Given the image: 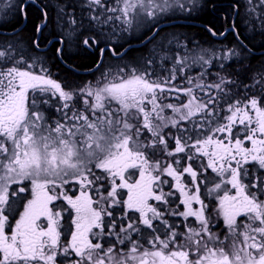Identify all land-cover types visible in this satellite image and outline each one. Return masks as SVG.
<instances>
[{"label":"snow or ice","instance_id":"obj_1","mask_svg":"<svg viewBox=\"0 0 264 264\" xmlns=\"http://www.w3.org/2000/svg\"><path fill=\"white\" fill-rule=\"evenodd\" d=\"M30 3L0 7L27 19ZM203 6L48 0L31 44L0 41V264H264V65L251 84L224 71L234 61L246 72L251 54L232 16L220 35L238 44L211 55L160 35ZM230 7L264 36V0ZM50 27L45 48L62 62L69 47L98 49L97 71L121 34L150 32L152 46L72 86L34 54Z\"/></svg>","mask_w":264,"mask_h":264},{"label":"trees","instance_id":"obj_2","mask_svg":"<svg viewBox=\"0 0 264 264\" xmlns=\"http://www.w3.org/2000/svg\"><path fill=\"white\" fill-rule=\"evenodd\" d=\"M233 3V0H206L201 3V5H204L202 8H200V14H198V17H195L194 20L197 22L195 23L193 19L192 24H178L176 25V28H173L172 33L176 34L177 36H180L181 40H184V42H189L187 45L190 46L193 42H198V44L201 46L203 41L205 42L207 38H209L207 30L205 27H210L217 33L219 28L222 29V26L226 24V26H229V16L233 15V9L230 7ZM39 12L40 10L37 9L34 6H29L27 8L28 18L25 21V24L23 28L21 29V32L23 34V41L26 44H31V41L35 38L34 37V27L35 24L39 21ZM197 15V14H196ZM20 16H18L16 22H20ZM238 31H240V27H244V25L241 23L242 21L239 18L234 17ZM245 28V27H244ZM243 29V28H242ZM244 36L246 38H243V42L247 45L248 48L251 49L250 58L246 60L244 63L246 66H248V70L245 72L242 66L234 61H231L226 65L225 72L233 75L234 77H237L239 80H243L244 83L251 84V76L254 72H257L261 69V66L264 65V36H261L259 34H255L252 37L251 31L249 29L245 30L243 29ZM241 33V34H242ZM20 34V33H19ZM21 35V34H20ZM226 36H230L232 40L233 33L230 31L226 34ZM18 37V35H17ZM145 37H142L140 40L137 39L136 41H130L131 43L135 42H142L145 40ZM103 38V37H102ZM131 39V38H130ZM197 46V45H196ZM57 45L53 43L50 46V55L52 58L54 57L55 63L58 65V67L64 72L71 75L70 81H74L75 77H78V72L82 71L85 68L91 67L95 60L97 59L96 51L93 53H90L86 51L85 49L81 47L72 46V49L74 51L75 48L79 49L77 53L71 54L70 57H66L64 55L63 62L61 60H58L55 57V48ZM139 51V54L141 56L146 53L145 52V44L141 45L138 48H130L127 51V55L130 56H140L136 54ZM135 52V53H134ZM133 53V54H132ZM46 62H50V58H46ZM63 63V64H62ZM217 71H220V69H217ZM215 72V73H216ZM214 78L212 76H209L208 79ZM236 98H242L241 96H237Z\"/></svg>","mask_w":264,"mask_h":264},{"label":"flooded vegetation","instance_id":"obj_3","mask_svg":"<svg viewBox=\"0 0 264 264\" xmlns=\"http://www.w3.org/2000/svg\"><path fill=\"white\" fill-rule=\"evenodd\" d=\"M0 1H2V4H4L5 2H9L12 4L19 2V0H0ZM25 2H27V0H25ZM45 3H48V0H35V3H30L29 6H34L40 10V7H42L43 4H45ZM5 11H7L6 15H5ZM198 14H200V13H198ZM198 14L196 16H193V20L195 19V17H198ZM18 16H20V18H21L20 22H16ZM232 17L234 19V15H232ZM25 21H26V19H24L23 16L19 15L14 8L11 10H5L2 8L1 14H0V41L14 40L17 38H19L23 41L24 39L22 38L23 34L21 32V29L23 28ZM194 22L196 23L197 21L194 20ZM231 22L232 21L229 20V24H228L229 26H226V24H224L222 26V29L219 28V30H218L219 34L222 33V31H224L225 29L229 28ZM175 23H177V21H175ZM188 23L192 24V22H188ZM165 27H166V25H162V30ZM239 27H240L241 33L243 32V29L245 30V32L247 29L250 30V28L245 27V25H244L245 28L242 27L243 29L241 28V26H239ZM209 28L210 27H205V29L207 30L206 32L209 35V38H207L205 42L203 41L202 45H208L210 47L212 44H214V42H216L217 47H219V48L222 47V48L226 49L227 47H231L233 42H236L238 44L236 37L234 35H233L234 40H232V38H230V36L227 37L226 35H223L220 37H213L212 35H210V32L208 31ZM105 31L110 32L111 27L105 26ZM116 31L119 33L118 27H116ZM14 32H15V35H13ZM17 35H18V37H17ZM57 35H58V33L55 31L54 27H50L49 29H46L44 34H43V38H42L41 50L39 53H34V54L40 55L44 59H46L47 57L50 58V62H47V66L51 69V72L54 74V78L60 80L62 83H67V84L72 85V86L79 85V84H82V83L88 82V81H95L96 79H99L101 76V72H103V67L100 69V71L96 70L95 64H96V61L99 59V51L97 49V50H86L90 53H93L94 51H96L97 59L95 60V62L93 63V65L91 67L85 68L82 71L78 72L77 73L78 77H75L74 81H70L71 75L68 73H64L58 67V65L55 63L54 57L52 58V56L50 55V46L51 45H49L45 48L47 41L50 39H54ZM148 35H151V33L146 32L144 34V36H148ZM34 37H35V33H34ZM124 37L129 38L128 35L121 34V35H119V38H114L113 41L110 42L111 47L116 49V52H117L116 56H114L111 51L105 52V55H104V59H106V61L110 60L111 63H113L112 64L113 71H116V69L118 67V61L128 63L131 66L134 65L133 62L136 61L138 58H136L135 56L127 55V53H126L125 55H123V58L120 59L119 54L124 52L125 49H127V51H128L130 48H138L141 45H143L142 42H139V43L135 42V44H134V43H131L128 39H127L128 41L121 40ZM243 38H246V37L242 33L241 34V40L242 41H243ZM157 39H159V37ZM100 45H101L100 46L101 48L105 47V43H102ZM197 45H199L198 42H197ZM151 46L152 45H150V44H145V50L147 51L148 48H150ZM75 50L76 51H74L72 49V47H69L65 50L64 55L66 57H70L71 54L77 53L79 51V49H76V48H75ZM55 57H56V54H55ZM58 60H60V59H58ZM214 64H215V60H214ZM103 66H104V60H103ZM210 70L214 71L215 67L211 68ZM181 100H183V98H181ZM166 102H178V101L169 100ZM52 114L55 115V113H52ZM195 166L196 165L194 164V167ZM165 190H167V189H165ZM74 191H75L74 188H70V192H74ZM57 203L59 205L60 202H57Z\"/></svg>","mask_w":264,"mask_h":264},{"label":"bare ground","instance_id":"obj_4","mask_svg":"<svg viewBox=\"0 0 264 264\" xmlns=\"http://www.w3.org/2000/svg\"><path fill=\"white\" fill-rule=\"evenodd\" d=\"M234 12V11H233ZM193 16H196V15H192V12L191 13H188V12H183V13H177L176 14V16H175V18H174V21H177V23H174V24H169V25H166V27L165 28H163V30H162V32H161V36H163V35H165V34H168V35H171V34H174V33H172V30H173V28H176V25H180V24H187L188 22H193V20H191V19H193ZM164 23H168V21L166 20V21H164ZM243 25H244V23L243 22H241ZM178 28V27H177ZM176 28V29H177ZM105 32H108V31H105ZM216 32V31H215ZM223 32V31H222ZM144 34L146 33V32H143ZM217 33V32H216ZM89 34H94V33H87V32H85V33H83V35H89ZM148 34V33H147ZM218 34L219 33H217V35H215V36H213V37H216V36H218ZM251 36H249V38L250 37H252L253 35H255L254 33H252L251 32ZM211 35V34H210ZM220 35V34H219ZM101 39H103L102 37H101ZM103 43V42H102ZM101 43V44H102ZM192 46H195V45H197V42H193L192 44H191ZM235 45H237V43L236 42H233L232 43V45H231V47L232 46H235ZM101 46V45H100ZM209 48H219V47H217V45H216V42H214V44H212ZM145 52H147L146 50H145ZM135 53V52H134ZM252 53V52H251ZM136 54H138V55H140V56H135L136 58H139V57H141V54H139V51L136 53ZM145 54V53H144ZM107 63H111V61L110 60H107L106 61V59H104V64H107Z\"/></svg>","mask_w":264,"mask_h":264},{"label":"rangeland","instance_id":"obj_5","mask_svg":"<svg viewBox=\"0 0 264 264\" xmlns=\"http://www.w3.org/2000/svg\"><path fill=\"white\" fill-rule=\"evenodd\" d=\"M184 2L187 4L188 3V0H184ZM0 5H2V1H0ZM1 10H2V7H0V14H1ZM200 9L199 10H193L192 11V15H196V14H198V13H200ZM140 33H136V34H134L135 36H138ZM124 65V64H123ZM61 203V202H60ZM59 203V204H60Z\"/></svg>","mask_w":264,"mask_h":264}]
</instances>
